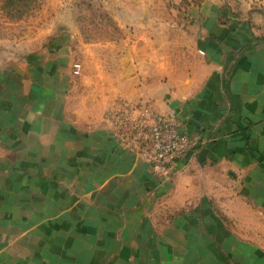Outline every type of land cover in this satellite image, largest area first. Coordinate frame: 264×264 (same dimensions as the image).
<instances>
[{
  "label": "crops",
  "instance_id": "0c3cea01",
  "mask_svg": "<svg viewBox=\"0 0 264 264\" xmlns=\"http://www.w3.org/2000/svg\"><path fill=\"white\" fill-rule=\"evenodd\" d=\"M187 1L184 25L143 29L78 86L14 92L0 264H264V0ZM123 103L182 123L194 147L173 180L119 141Z\"/></svg>",
  "mask_w": 264,
  "mask_h": 264
},
{
  "label": "rangeland",
  "instance_id": "374dc122",
  "mask_svg": "<svg viewBox=\"0 0 264 264\" xmlns=\"http://www.w3.org/2000/svg\"><path fill=\"white\" fill-rule=\"evenodd\" d=\"M7 1L0 0V124L19 120L10 101L20 88L33 83L40 92L37 86L46 76L56 89L58 73L77 85L74 77L81 78V71L90 76L94 59L118 60L143 29L184 25L189 5L187 0H33L28 8L14 9ZM170 38L161 33L162 43ZM76 65H81L80 73ZM73 86L65 92L73 94ZM60 88L64 92L68 86ZM258 234L264 236V228ZM257 244L264 251V241Z\"/></svg>",
  "mask_w": 264,
  "mask_h": 264
},
{
  "label": "built area",
  "instance_id": "2783aa9c",
  "mask_svg": "<svg viewBox=\"0 0 264 264\" xmlns=\"http://www.w3.org/2000/svg\"><path fill=\"white\" fill-rule=\"evenodd\" d=\"M75 68L78 72L80 65ZM108 116L119 141L142 156L162 180L174 179L194 147L175 116L160 115L149 104L123 103Z\"/></svg>",
  "mask_w": 264,
  "mask_h": 264
},
{
  "label": "trees",
  "instance_id": "16d2710c",
  "mask_svg": "<svg viewBox=\"0 0 264 264\" xmlns=\"http://www.w3.org/2000/svg\"><path fill=\"white\" fill-rule=\"evenodd\" d=\"M23 1L25 2V5H22ZM32 1L33 0H8L7 2L11 8L14 7V9H17L21 6H26L25 8H28Z\"/></svg>",
  "mask_w": 264,
  "mask_h": 264
}]
</instances>
